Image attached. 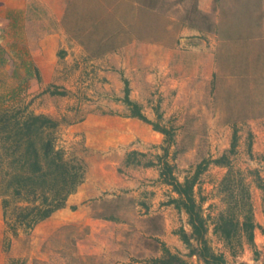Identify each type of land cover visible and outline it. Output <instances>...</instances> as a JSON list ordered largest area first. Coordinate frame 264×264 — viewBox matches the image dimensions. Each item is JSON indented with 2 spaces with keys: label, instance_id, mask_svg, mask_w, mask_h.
I'll use <instances>...</instances> for the list:
<instances>
[{
  "label": "rangeland",
  "instance_id": "obj_1",
  "mask_svg": "<svg viewBox=\"0 0 264 264\" xmlns=\"http://www.w3.org/2000/svg\"><path fill=\"white\" fill-rule=\"evenodd\" d=\"M0 46L4 104L55 119L56 147L84 175L32 229L7 223L0 188V264H149L165 248L204 264L178 234L191 226L164 161L180 181L209 161L195 195L211 246L228 264H264V0H0ZM126 81L174 133L168 151L129 116ZM134 150L140 163L127 159ZM223 154L234 195L250 190L253 244L214 232L227 207Z\"/></svg>",
  "mask_w": 264,
  "mask_h": 264
},
{
  "label": "trees",
  "instance_id": "obj_2",
  "mask_svg": "<svg viewBox=\"0 0 264 264\" xmlns=\"http://www.w3.org/2000/svg\"><path fill=\"white\" fill-rule=\"evenodd\" d=\"M3 52L0 46V65L6 62L1 56ZM125 91L124 101L132 111L129 116L152 124L156 131L164 134L169 144L165 150L168 151V146L174 141V133L145 115L142 105L130 98L127 81ZM5 101L0 96V188L3 213L12 228L24 226L32 229L66 206L68 196L83 180V170L80 165L66 159L64 151L56 147L54 131L58 122L55 119L46 114L27 113L21 108L10 107L4 104ZM235 149L233 143L230 153H234ZM139 155L146 154L131 151L127 156L129 163H140L137 158ZM214 162L228 168L223 179L227 207L217 218L214 232L229 244L242 238L253 244L258 223L254 217L250 190L246 185L243 195H234L233 168L228 154H223ZM208 164L209 161L198 164L192 175L180 181L174 174V166L164 161L161 176L178 194L171 199V203L188 215L191 232L181 227L178 234L190 249L189 254L197 256L204 264H228L225 255L216 252L207 238V220L195 195V186ZM146 165H154V162L149 161ZM259 187L264 190V183H260ZM9 213L13 214L12 221L8 219ZM149 264L190 263L179 253L165 248L164 255L152 259Z\"/></svg>",
  "mask_w": 264,
  "mask_h": 264
}]
</instances>
